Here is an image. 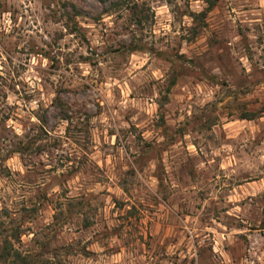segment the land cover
Returning <instances> with one entry per match:
<instances>
[{
	"label": "rangeland",
	"instance_id": "374dc122",
	"mask_svg": "<svg viewBox=\"0 0 264 264\" xmlns=\"http://www.w3.org/2000/svg\"><path fill=\"white\" fill-rule=\"evenodd\" d=\"M0 264H264V0H0Z\"/></svg>",
	"mask_w": 264,
	"mask_h": 264
},
{
	"label": "trees",
	"instance_id": "16d2710c",
	"mask_svg": "<svg viewBox=\"0 0 264 264\" xmlns=\"http://www.w3.org/2000/svg\"><path fill=\"white\" fill-rule=\"evenodd\" d=\"M99 3L105 5L106 3H109L111 6H118L120 2H125V0H97ZM214 5V2H209L208 9H210ZM206 11V10H205Z\"/></svg>",
	"mask_w": 264,
	"mask_h": 264
}]
</instances>
